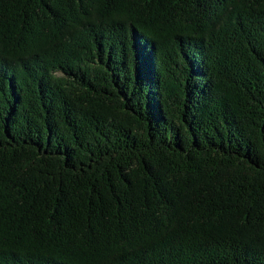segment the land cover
Here are the masks:
<instances>
[{"label":"trees","instance_id":"trees-1","mask_svg":"<svg viewBox=\"0 0 264 264\" xmlns=\"http://www.w3.org/2000/svg\"><path fill=\"white\" fill-rule=\"evenodd\" d=\"M0 264H264V0H0Z\"/></svg>","mask_w":264,"mask_h":264}]
</instances>
